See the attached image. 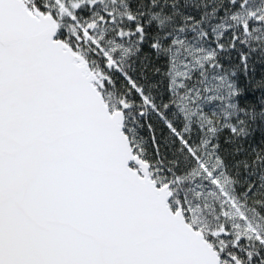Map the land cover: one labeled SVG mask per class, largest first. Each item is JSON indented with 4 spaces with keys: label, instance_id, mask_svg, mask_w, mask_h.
<instances>
[{
    "label": "snow or ice",
    "instance_id": "obj_1",
    "mask_svg": "<svg viewBox=\"0 0 264 264\" xmlns=\"http://www.w3.org/2000/svg\"><path fill=\"white\" fill-rule=\"evenodd\" d=\"M0 264H264V0H0Z\"/></svg>",
    "mask_w": 264,
    "mask_h": 264
},
{
    "label": "trees",
    "instance_id": "obj_2",
    "mask_svg": "<svg viewBox=\"0 0 264 264\" xmlns=\"http://www.w3.org/2000/svg\"><path fill=\"white\" fill-rule=\"evenodd\" d=\"M144 134L146 135L147 133L145 132Z\"/></svg>",
    "mask_w": 264,
    "mask_h": 264
}]
</instances>
